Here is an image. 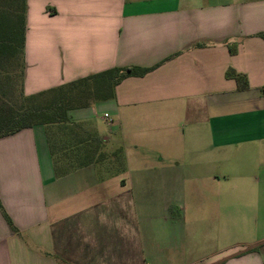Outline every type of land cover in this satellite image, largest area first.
I'll list each match as a JSON object with an SVG mask.
<instances>
[{
	"label": "crops",
	"instance_id": "0c3cea01",
	"mask_svg": "<svg viewBox=\"0 0 264 264\" xmlns=\"http://www.w3.org/2000/svg\"><path fill=\"white\" fill-rule=\"evenodd\" d=\"M23 60L25 94L154 68L69 112L89 165L58 176L42 124L0 138V264H264V0H27Z\"/></svg>",
	"mask_w": 264,
	"mask_h": 264
},
{
	"label": "trees",
	"instance_id": "16d2710c",
	"mask_svg": "<svg viewBox=\"0 0 264 264\" xmlns=\"http://www.w3.org/2000/svg\"><path fill=\"white\" fill-rule=\"evenodd\" d=\"M26 30L27 0H0V138L38 124L44 125L55 172L62 176L102 158L101 154L98 155L102 140L76 133L79 125L69 124V112L113 99L116 87L125 78L143 76L154 67H113L25 94L23 53ZM230 51L235 53L236 46H231ZM226 76L236 79L239 87H248L247 77L233 68L226 71ZM19 83L18 97L11 98ZM62 132L70 135V141L59 138Z\"/></svg>",
	"mask_w": 264,
	"mask_h": 264
},
{
	"label": "rangeland",
	"instance_id": "374dc122",
	"mask_svg": "<svg viewBox=\"0 0 264 264\" xmlns=\"http://www.w3.org/2000/svg\"><path fill=\"white\" fill-rule=\"evenodd\" d=\"M17 84H18V82H17ZM20 86L21 85L19 83V88H16V91L14 92L12 97H11V93H10V97L11 98L18 97ZM102 119H105L104 116L102 114L98 113L97 119H95V121L99 125H101V128L103 129L105 136H109V137L112 138L111 141L108 143V146H107L109 148L108 150H110L111 148L114 147L115 143L118 142V138L116 137V135L110 133V129L111 128L109 126L108 121L107 120H102ZM146 206H147V210L149 212H155V213H158V214L165 213V215L166 214H171L172 215V214H177L180 211L179 205H172V204L170 205L169 203H165V204L148 203ZM156 224H157L158 228H163L165 230L166 229H170L173 226L172 220H170V219L169 220L165 219L163 222L157 221ZM190 246L192 247L193 245H190ZM168 264H170V263H168Z\"/></svg>",
	"mask_w": 264,
	"mask_h": 264
},
{
	"label": "built area",
	"instance_id": "2783aa9c",
	"mask_svg": "<svg viewBox=\"0 0 264 264\" xmlns=\"http://www.w3.org/2000/svg\"><path fill=\"white\" fill-rule=\"evenodd\" d=\"M106 117H108V114H105Z\"/></svg>",
	"mask_w": 264,
	"mask_h": 264
}]
</instances>
